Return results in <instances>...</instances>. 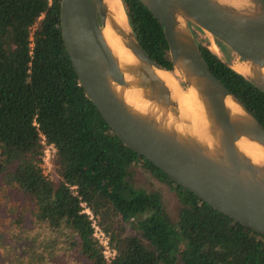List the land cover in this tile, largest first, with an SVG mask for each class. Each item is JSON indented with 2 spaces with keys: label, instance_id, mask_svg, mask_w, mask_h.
Segmentation results:
<instances>
[{
  "label": "trees",
  "instance_id": "trees-1",
  "mask_svg": "<svg viewBox=\"0 0 264 264\" xmlns=\"http://www.w3.org/2000/svg\"><path fill=\"white\" fill-rule=\"evenodd\" d=\"M123 3L141 47L171 70L154 15L140 0ZM59 12L60 0H0V189L23 193L26 209L38 225L59 231L56 247L70 250L76 264H104L81 201L116 249L110 264H264L263 235L175 184L111 130L79 84L62 41ZM196 43L213 74L264 126V92L206 44ZM40 134L55 147V181L40 166ZM135 163L173 185L181 204L176 221L164 215L159 191L127 180ZM15 216L10 220L19 223L22 210ZM135 219L133 232L125 234V223ZM23 238L19 232L13 236L15 259L29 256L34 244L24 247Z\"/></svg>",
  "mask_w": 264,
  "mask_h": 264
},
{
  "label": "water",
  "instance_id": "water-1",
  "mask_svg": "<svg viewBox=\"0 0 264 264\" xmlns=\"http://www.w3.org/2000/svg\"><path fill=\"white\" fill-rule=\"evenodd\" d=\"M140 1L161 25L172 69L156 63L141 47L123 0L126 29L104 0H60L61 37L79 84L126 146L216 211L264 236V165L252 162L236 146L241 137L264 146V126L213 74L190 27L206 34L207 47L219 60L264 92V1ZM107 24L135 63H120L104 37ZM216 40L234 56L224 61ZM234 63H251L252 74L238 72ZM157 70L175 73L181 88L195 89L208 119L206 135L179 115L178 102ZM124 89L139 93L147 111L131 107ZM226 98L243 114H232Z\"/></svg>",
  "mask_w": 264,
  "mask_h": 264
},
{
  "label": "rangeland",
  "instance_id": "rangeland-1",
  "mask_svg": "<svg viewBox=\"0 0 264 264\" xmlns=\"http://www.w3.org/2000/svg\"><path fill=\"white\" fill-rule=\"evenodd\" d=\"M190 27L196 39L208 46L209 42L206 34L195 25ZM220 51L223 59H229L234 56L230 49H228L226 55L221 49ZM48 178L55 181L58 176L52 171L48 173ZM127 180L135 187L143 188L147 191H159L162 195L164 215L171 221L177 220L181 204L172 184L161 181L139 163H135L130 167ZM6 188L8 190L0 189V264H76L74 255L70 250L65 251L56 247L62 239L59 231L38 225L30 210L25 207L27 203L26 196L23 193H14L9 187ZM7 191L10 194L5 193ZM21 204L23 207L20 206ZM11 210L15 212H11ZM19 210H22L20 222L17 223L16 220H10V217L14 215L17 217ZM133 226H136V219L125 223V234L132 233ZM16 232H19L21 236L22 234L24 235L23 241L25 244L27 242H31L30 245L32 243L35 244H32L27 257L24 253L19 255L20 259L13 257V236ZM30 238H33V240L30 241ZM28 246L27 244L24 247ZM44 251L46 253L43 254L42 252ZM33 258L35 261L32 262ZM176 264L180 263L177 262Z\"/></svg>",
  "mask_w": 264,
  "mask_h": 264
},
{
  "label": "bare ground",
  "instance_id": "bare-ground-1",
  "mask_svg": "<svg viewBox=\"0 0 264 264\" xmlns=\"http://www.w3.org/2000/svg\"><path fill=\"white\" fill-rule=\"evenodd\" d=\"M107 3V7L111 13H113L116 22L123 28L126 29L125 15L121 8L120 0H104ZM234 3H239L240 0H232ZM104 37L108 45L113 50L116 57L119 59L120 63L125 67H128L132 63H135V58L129 49L123 44L122 38L112 30L111 26L108 24L103 28ZM234 69L243 74H252L254 66L251 63L242 64L234 63ZM264 75V66L261 69ZM158 76L167 84L171 89L172 94L176 98L179 105V115L188 120L192 128L200 135H206V114L203 104L200 102L196 91L193 87L181 88L178 84L175 73H170L163 70H157ZM123 96L128 104L134 109L140 112H146L143 109V100L140 98V94L135 90L124 89L121 90ZM149 103V102H148ZM225 104L228 110L232 114H243L242 110L238 105L231 100V98L225 99ZM208 120V119H207ZM209 123V121H208ZM210 129V124L209 127ZM208 137L209 134L207 133ZM236 146L238 150L246 155L252 162L260 163L264 165V146L254 140L247 137H241L237 142Z\"/></svg>",
  "mask_w": 264,
  "mask_h": 264
},
{
  "label": "built area",
  "instance_id": "built-area-1",
  "mask_svg": "<svg viewBox=\"0 0 264 264\" xmlns=\"http://www.w3.org/2000/svg\"><path fill=\"white\" fill-rule=\"evenodd\" d=\"M40 144L43 146L40 166L44 175L48 176V173L53 171L52 156L55 152V147L52 143H48L45 139V136L42 134H40ZM75 188V186L71 187L73 191L75 190ZM80 206L81 212L86 214L90 222L92 228V236L101 249V253L104 258V264H110L113 258L116 256V249L111 245L109 235L100 226L95 215L88 207V205L85 202L81 201Z\"/></svg>",
  "mask_w": 264,
  "mask_h": 264
},
{
  "label": "flooded vegetation",
  "instance_id": "flooded-vegetation-1",
  "mask_svg": "<svg viewBox=\"0 0 264 264\" xmlns=\"http://www.w3.org/2000/svg\"><path fill=\"white\" fill-rule=\"evenodd\" d=\"M216 43H217V40H216ZM218 46L222 50V52L224 53V55H226V53L228 52V49L226 48V46L221 47V45H219V44H218Z\"/></svg>",
  "mask_w": 264,
  "mask_h": 264
}]
</instances>
